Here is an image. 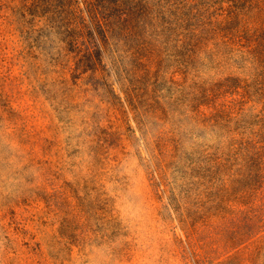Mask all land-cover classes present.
<instances>
[{"label":"rangeland","instance_id":"374dc122","mask_svg":"<svg viewBox=\"0 0 264 264\" xmlns=\"http://www.w3.org/2000/svg\"><path fill=\"white\" fill-rule=\"evenodd\" d=\"M123 1L0 0V264H264V0Z\"/></svg>","mask_w":264,"mask_h":264},{"label":"trees","instance_id":"16d2710c","mask_svg":"<svg viewBox=\"0 0 264 264\" xmlns=\"http://www.w3.org/2000/svg\"><path fill=\"white\" fill-rule=\"evenodd\" d=\"M7 1L16 3L25 12L58 20V23L68 34V39H71L74 45L77 44L87 54L93 53V50L100 48L101 45V40L92 37L93 32L100 34L102 31L104 37L109 32L107 28L105 29V25L109 20L107 19L108 16H105L106 18L103 16L104 11H110L109 8H119L124 4L123 0ZM122 13V18H124L129 14V11H123Z\"/></svg>","mask_w":264,"mask_h":264}]
</instances>
